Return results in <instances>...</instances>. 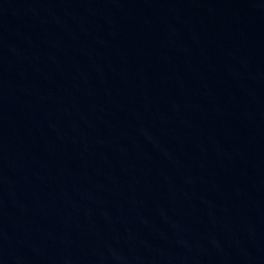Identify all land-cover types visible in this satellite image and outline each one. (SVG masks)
Masks as SVG:
<instances>
[{
	"label": "water",
	"instance_id": "95a60500",
	"mask_svg": "<svg viewBox=\"0 0 264 264\" xmlns=\"http://www.w3.org/2000/svg\"><path fill=\"white\" fill-rule=\"evenodd\" d=\"M0 264H264V0H0Z\"/></svg>",
	"mask_w": 264,
	"mask_h": 264
}]
</instances>
